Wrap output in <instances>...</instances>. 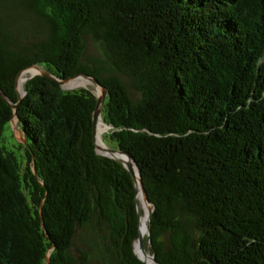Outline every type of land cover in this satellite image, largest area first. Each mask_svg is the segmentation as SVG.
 I'll list each match as a JSON object with an SVG mask.
<instances>
[{
    "label": "trees",
    "instance_id": "trees-1",
    "mask_svg": "<svg viewBox=\"0 0 264 264\" xmlns=\"http://www.w3.org/2000/svg\"><path fill=\"white\" fill-rule=\"evenodd\" d=\"M33 65L105 88L102 140L137 166L159 264H264V0H0L17 104L0 99V264H143L133 179L95 152V96L36 75L19 101ZM14 116L21 163L1 146Z\"/></svg>",
    "mask_w": 264,
    "mask_h": 264
},
{
    "label": "water",
    "instance_id": "water-1",
    "mask_svg": "<svg viewBox=\"0 0 264 264\" xmlns=\"http://www.w3.org/2000/svg\"><path fill=\"white\" fill-rule=\"evenodd\" d=\"M28 69H34V70L37 71L35 74H32L30 78H32V77H34L36 75L41 76V77H43V78H45V79H47L49 81H52V82L56 83L57 85L60 86V88L62 90H65L64 87H63L64 84H66L70 80H73V79L78 78V77H82V78L90 81L95 86H98V87L101 88V91H102L101 95L95 97L96 104H95V109H94L93 115H92V134H93V141H94V146H95V152H96L97 155H100V156H103V157L112 159V160L116 161L117 163H119V164H121L123 166V168L131 175V177L133 179L135 196H136L137 187L138 186L140 187V190H141V192H142V194H143V196L145 198L146 203L150 206L149 207V210H148V213H147V235H146L147 243H148V248H150V245H149V221H150V216H151V213H152L153 208H152V205L148 202V200L146 198L145 191L143 189L142 182H141V179H140L139 171L137 169V166H136L135 162L126 153L121 152L119 150H114V149L108 148L106 145H104L103 142L102 143L104 145V149H103L104 153L102 154V153H99L97 151V146H96V143H95V132H96L97 121L101 118L103 104H104V101H105V98H106V90H105V88L103 86H101V84L99 83V81H98L97 78H95V77H89V76H87L85 74L76 75V76H73V77H71L69 79H66V80H59V79L55 78L54 76L50 75L49 73L45 72L43 69H41L37 65H33V66L29 67V68L24 69L23 71L28 70ZM23 71H21V72H23ZM21 72L17 75V77H16V83H15V91L17 93V96H18L19 101L25 95V92L23 91V89H22V93L21 94L17 90V80H18V77L21 74ZM30 78H28V79H30ZM0 99L2 100V102H4L6 105H8L11 110H13V111L16 110L17 104L10 103L3 96V94L1 93V91H0ZM14 118L17 121L16 116H14ZM11 122H12V120H11ZM103 124L106 125L104 122H103ZM107 127H109L111 129L110 126H107ZM21 144L24 147H27V143H26V141L24 140L23 137H22ZM119 157H126L129 162H124ZM133 168L136 169V172H137V175H138L137 178L135 176V172H134ZM33 173H35L34 170H33ZM134 203H135V208H136L137 216H139V211H138V207H137V204H136V201L135 200H134ZM134 254H135V252H134ZM136 257L138 258L137 255H136ZM151 258H152V260H153V262L155 264H159L152 255H151ZM138 260L141 261L139 258H138ZM46 264H48V261H46Z\"/></svg>",
    "mask_w": 264,
    "mask_h": 264
},
{
    "label": "rangeland",
    "instance_id": "rangeland-1",
    "mask_svg": "<svg viewBox=\"0 0 264 264\" xmlns=\"http://www.w3.org/2000/svg\"><path fill=\"white\" fill-rule=\"evenodd\" d=\"M85 56L87 59H89L92 62L93 61L98 62L100 67L104 66V64H103L104 57L102 55V51H101L99 45L96 44L95 42H92V41L87 42V50H86ZM31 74L32 73H29L26 75V77H24V83H25V80H27L28 78L31 77ZM75 81H83L85 85L79 84L77 86L70 87V84L75 82ZM63 87L65 90H73V89H77V88L88 89L95 97L101 95V94L96 95V88H100V87L95 86L90 81H88L82 77H79V78L72 80L69 84H67V83L64 84ZM101 93H102V91H101ZM100 125L102 127H104V132L102 133L101 138H100V140H101L103 135L108 133L110 128L107 127L108 125L106 126V125L102 124V122L100 123ZM22 137L23 136H22V133H21V131L17 125V122L13 118L12 122L5 125V127L3 129L1 146L4 147L6 151L12 152L18 163H21L23 161V150L19 147V144H21V142H22ZM102 142H103V140H102ZM102 149H103V146L100 145L98 147V151L103 154L104 151ZM137 205H138V208L141 212V216L143 217L144 216V206H143L142 202L140 203L139 201H137ZM141 252L150 254L149 248H148V243L146 242V237L143 239V247L141 248Z\"/></svg>",
    "mask_w": 264,
    "mask_h": 264
},
{
    "label": "bare ground",
    "instance_id": "bare-ground-1",
    "mask_svg": "<svg viewBox=\"0 0 264 264\" xmlns=\"http://www.w3.org/2000/svg\"><path fill=\"white\" fill-rule=\"evenodd\" d=\"M36 72L37 71L34 70V69H28V70H25V71L21 72V74L19 75L18 80H17V90H18V92L20 94L22 93V89H23L24 77H26V75L29 74V73L35 74ZM71 81L72 80H70L67 84H69ZM79 84L85 85L83 81H75V82L70 84V87H74V86H77ZM100 94H101V89L100 88H96V95H100ZM101 122L103 124V121L100 118L97 121L96 132H95V143H96V146H97V151H98V147L100 145H102L103 149H104V145L102 143V139L100 140L101 135L104 132V127H102L100 125ZM119 158L120 159L122 158L124 162H129L126 157H119ZM133 170H134L135 176L137 178L138 175H137L136 169L133 168ZM136 193H137L136 200L139 201L140 203L142 202V204L144 206V216L143 217L141 215L139 216V229H138V234H137L138 236H137L136 240L134 241V252L138 256V258L143 262V264H155L153 262L151 256H150V254L141 252V248L143 247V239L147 235V213H148V210H149L150 206L146 203L145 198H144L139 186L137 187Z\"/></svg>",
    "mask_w": 264,
    "mask_h": 264
}]
</instances>
